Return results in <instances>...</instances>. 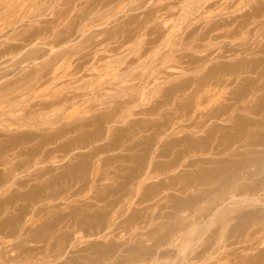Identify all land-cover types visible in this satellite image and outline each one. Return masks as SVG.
Listing matches in <instances>:
<instances>
[{"label":"rangeland","instance_id":"rangeland-1","mask_svg":"<svg viewBox=\"0 0 264 264\" xmlns=\"http://www.w3.org/2000/svg\"><path fill=\"white\" fill-rule=\"evenodd\" d=\"M253 9L0 0V264H264V33L200 38ZM33 147L50 153L3 174Z\"/></svg>","mask_w":264,"mask_h":264},{"label":"bare ground","instance_id":"bare-ground-1","mask_svg":"<svg viewBox=\"0 0 264 264\" xmlns=\"http://www.w3.org/2000/svg\"><path fill=\"white\" fill-rule=\"evenodd\" d=\"M246 1L249 2V0H246ZM204 3H206L209 6H213V5L217 4V0H204ZM227 7H228V5L223 4L221 8H227ZM161 8L162 7H157L158 10L161 9ZM249 14L254 16L255 18H253V19L244 18L242 20H239L237 25H234V21H236V16H232L231 18H226V17L225 18H220V19L214 20L212 22L208 21L202 27L203 28H206L207 26H209V27L205 31L200 33V38L201 39H203V38H215V39L216 38H229L231 36H234V35L238 34L241 31H243V29H246L245 31L248 34L247 39L244 40L243 42L237 43V46H239L240 48H235L231 44H225V45H223L224 46L223 49H220L219 52H230V51H234L235 49L249 50V49L252 48V46H253L252 44L255 41L256 36L257 35H262V33H264V28L263 29L259 28V26L264 25V18H258V17L261 16V14L258 12V10H256V9L254 10L253 9L252 11L249 12ZM208 16L211 17L212 14H208L207 17ZM223 27H225V28H223ZM72 30L70 29V31H68L69 35H72V32H73ZM47 31H48V28L44 26V28H42L41 31H38V32H42V33L45 34ZM131 31H132L131 29H128L123 34V36H122V40L123 41H126V40L129 39V34H130ZM38 32H34L32 34V36H34L35 34L38 35ZM185 36L188 39L191 40V39L194 38V33L193 32H189ZM65 38H67V37L56 36V40L57 41L63 40ZM263 49H264V47H263ZM209 50L210 49H205V52L201 56L194 57L193 60L194 61H199L200 65L207 64L208 60L211 59V57H212V55L214 53V50H210V51ZM238 66L241 67L240 62H237L235 64H231L230 66H219V67L216 66V64H214V66H212L211 68H208L205 71V73L201 77V81L199 80V83L203 85V84H207V83L220 84V83H223V82H230L229 78L223 79V78H221V76L219 77V76H215V75H216L217 71L220 68H236ZM260 74H261V72H260ZM138 79L140 80L139 82H141V83H144V82L148 81V79L146 78V74L144 72H141L138 75ZM182 84L186 85V82H184ZM199 89H200V87H198V86L195 87L193 89L191 95L192 96L199 95L201 97L202 94H196L199 91ZM167 101H168V99H165L163 101H158L157 104H161L162 105V104L166 103ZM225 105H223V106H225ZM228 105L231 106L232 103H230ZM221 109H224V108L221 107ZM148 112H153V109H148ZM218 113L219 112H216V111H211V112L209 111L208 112V114H209L208 116L217 117L219 115ZM202 115H204V114H202ZM171 124H172V122L171 123H164L163 126L167 128V127L171 126ZM199 125H201V123H199ZM177 140L178 139H173L172 141L175 142ZM207 141L208 140L205 139V138L204 139H197L196 141H190V140L187 139V141L184 142L182 149L184 150L187 147H190V145H192L194 143H196V144L199 143V144H202V145H206ZM49 153H50L49 149L40 150V149L34 148V147L30 148V154H31L32 157L31 156L30 157L26 156V157H24L25 159H23V160H17L16 162L11 163L10 167L8 169H6L3 174L4 175L13 174L16 169H19L21 167H26V166H29V165L34 164V163L36 164L37 158L41 157L39 155L49 154ZM175 163H176L175 160L172 161V164H175ZM1 203H3V202H1Z\"/></svg>","mask_w":264,"mask_h":264}]
</instances>
